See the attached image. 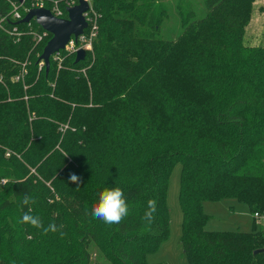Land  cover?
<instances>
[{"label":"trees","instance_id":"obj_1","mask_svg":"<svg viewBox=\"0 0 264 264\" xmlns=\"http://www.w3.org/2000/svg\"><path fill=\"white\" fill-rule=\"evenodd\" d=\"M90 1L98 34L85 61L65 51L46 74L38 64L46 43L29 33L43 29L13 19V4L25 15L38 1L0 0V177H13L5 189L17 199L16 222L5 220L2 234L21 249L7 259L0 234V264H92V246L109 264H150L169 235L168 182L178 163L188 263L264 264V251L255 254L264 231H207L203 210L235 199L264 213V47L244 43L257 0H202L204 15L189 10L176 40L161 37L163 0ZM14 27L20 40L8 33ZM46 183L66 203L68 250L30 258L25 239L37 235L20 221L34 204L22 199L36 201ZM106 187L121 188L130 209L111 227L91 215Z\"/></svg>","mask_w":264,"mask_h":264},{"label":"rangeland","instance_id":"obj_2","mask_svg":"<svg viewBox=\"0 0 264 264\" xmlns=\"http://www.w3.org/2000/svg\"><path fill=\"white\" fill-rule=\"evenodd\" d=\"M38 3H44L50 6L52 0H37ZM62 7L68 1L72 0H56ZM167 7V19L161 26V37L167 40H176L183 32L188 11L192 10L198 17L204 15V7L202 0H163ZM76 3H74L75 5ZM91 4L92 13L89 18L95 17L93 6ZM181 6V7H180ZM182 9V10H181ZM181 11V12H180ZM183 11V14H182ZM24 32V31H20ZM37 33H41L37 31ZM89 33V32H88ZM52 39V35L48 34L44 37L42 43H48ZM244 43L250 47H264V0H257L252 7L250 20L245 28ZM81 49L84 44L80 43ZM68 54V53H67ZM77 53H73V59L76 60ZM84 62V61H83ZM82 63V62H81ZM39 71L43 69L42 62L38 61ZM74 71V70H72ZM83 71V70H82ZM9 155H7L8 157ZM29 177L35 179L39 174L36 169L29 168ZM183 167L181 163L176 164L168 182L167 205L170 210V230L168 238L160 245L158 250L147 256V262L150 264H189L182 249L181 238L183 235V219L184 214L180 203V191L182 181ZM13 179L11 176L0 177V234L4 232L5 220L12 219L16 222L14 214L17 210V199L9 195L6 185ZM41 180V179H40ZM37 182V181H36ZM66 203L56 192V188L50 183H46V190L35 201L33 206V216H39L44 227L49 224H55L58 231L49 232L47 235L42 234V229L33 228L30 225L31 233H34V240H30V236L25 239L23 251L28 257L34 254L40 257L50 252L66 253L68 244L64 230L60 227L68 221V212ZM204 213L208 217L205 229L210 232H260L264 231V223L255 224L253 213L249 205L239 202L235 199H222L217 202L206 201L203 203ZM63 233V235H61ZM4 236V235H3ZM8 236L3 237L4 256L12 261L17 258L21 249L16 248L14 244L7 240ZM92 264H109L103 254L95 247L91 249Z\"/></svg>","mask_w":264,"mask_h":264},{"label":"water","instance_id":"obj_3","mask_svg":"<svg viewBox=\"0 0 264 264\" xmlns=\"http://www.w3.org/2000/svg\"><path fill=\"white\" fill-rule=\"evenodd\" d=\"M23 3V0H19ZM91 9L87 0H79L78 4L68 7V18L61 19L55 17L52 12L46 8L31 9L19 23L29 24L33 20L46 32L52 35V39L44 47L39 62L45 67L46 74L50 72L52 57L66 49L72 38L78 39L89 27L86 17L84 16ZM87 52L79 50L75 63L85 61ZM258 250L255 254L263 252Z\"/></svg>","mask_w":264,"mask_h":264},{"label":"clouds","instance_id":"obj_4","mask_svg":"<svg viewBox=\"0 0 264 264\" xmlns=\"http://www.w3.org/2000/svg\"><path fill=\"white\" fill-rule=\"evenodd\" d=\"M69 179L71 183L78 184L80 177H78L76 174H70ZM34 203L35 200L28 195L24 196L22 199V204L25 206ZM156 206L157 201L155 199L147 201V209L144 212V216L142 218L147 225H151L155 219L154 214L156 212ZM129 210V205L123 190L119 187H106L103 191L98 193V202L92 205L91 215L94 218L101 220L108 227H111L113 225L122 223L123 219L129 215ZM30 212L31 209H29L28 213L23 214L20 221L22 224H28L33 228L42 229L43 235H47L49 232L55 233L58 231L57 226L54 223L44 227L40 217L33 216L29 214ZM60 227L62 228L63 225ZM61 235H63V233H61Z\"/></svg>","mask_w":264,"mask_h":264},{"label":"built area","instance_id":"obj_5","mask_svg":"<svg viewBox=\"0 0 264 264\" xmlns=\"http://www.w3.org/2000/svg\"><path fill=\"white\" fill-rule=\"evenodd\" d=\"M90 3V0H87ZM78 4V3H76ZM75 4V5H76ZM14 6V10H13V19L17 20V21H21L22 19H24V17L27 15V13L31 10L26 9L25 10V15L22 14L21 12V4H13ZM74 6V2L72 3H68L66 6L62 7L60 5V3L56 0H52L50 3V6H46L44 3H37L35 5L34 8H46L48 10H50L52 12V14L57 17V18H61V19H67L68 18V12H67V8L68 7H72ZM91 6V4H90ZM66 7V8H65ZM92 13V9H90L89 12H87L84 16L87 19V22L89 24V27L85 30V32L83 33V35H81L78 39L72 38L70 43L68 44V46L66 47L65 50L60 51L58 53H56L53 57L51 61H55L57 63H62L63 61V52L67 51L71 54L73 53H77L79 50H89L92 48V42L95 39V37L98 34V25H97V14L95 15V17L89 18V15ZM5 20V18H3L0 21V26L2 27L1 23ZM35 20H33L31 23L26 24L29 25L30 27L32 26V23ZM89 32V33H88ZM9 34L13 35L16 37V40H20V37L22 35V33L20 32V30L18 29V27H14L12 29V31L8 32ZM30 34H32L34 36V40H36V43L39 44L43 41L44 37L47 36L49 33L46 31H42V33H37L35 32L32 27L29 31ZM51 35V34H50ZM80 43H83L84 46L83 48L85 49H81ZM16 80H20V77H17ZM253 218L254 221L257 223H264V213H260V212H255L253 213Z\"/></svg>","mask_w":264,"mask_h":264}]
</instances>
